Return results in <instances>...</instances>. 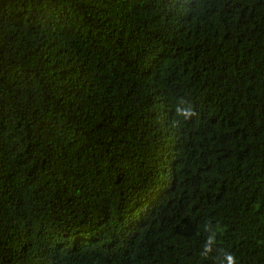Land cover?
Listing matches in <instances>:
<instances>
[{
    "label": "trees",
    "instance_id": "1",
    "mask_svg": "<svg viewBox=\"0 0 264 264\" xmlns=\"http://www.w3.org/2000/svg\"><path fill=\"white\" fill-rule=\"evenodd\" d=\"M0 264H264V0H0Z\"/></svg>",
    "mask_w": 264,
    "mask_h": 264
}]
</instances>
